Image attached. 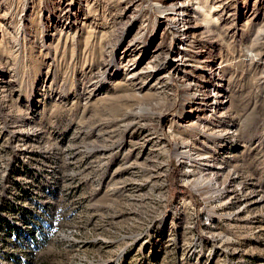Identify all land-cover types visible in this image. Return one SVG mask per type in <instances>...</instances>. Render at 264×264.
<instances>
[{
  "label": "rangeland",
  "instance_id": "rangeland-1",
  "mask_svg": "<svg viewBox=\"0 0 264 264\" xmlns=\"http://www.w3.org/2000/svg\"><path fill=\"white\" fill-rule=\"evenodd\" d=\"M183 1L0 0V264H264V0Z\"/></svg>",
  "mask_w": 264,
  "mask_h": 264
},
{
  "label": "bare ground",
  "instance_id": "bare-ground-1",
  "mask_svg": "<svg viewBox=\"0 0 264 264\" xmlns=\"http://www.w3.org/2000/svg\"><path fill=\"white\" fill-rule=\"evenodd\" d=\"M174 1L175 0H155L157 8L158 9H162V11H165V10H173V6L176 3ZM177 1H178L177 3H181V4H184L185 3L183 0H177ZM162 11H160V12H162ZM175 11H176V13L178 12V10H175ZM196 11H199L200 12V11H203V9L199 5H197ZM176 15H174L172 18H170V20L172 22V25H173L172 28H173L174 31L176 29H178V27H180L179 26V23H177L180 18L178 16H176ZM182 154H185V153H182Z\"/></svg>",
  "mask_w": 264,
  "mask_h": 264
}]
</instances>
